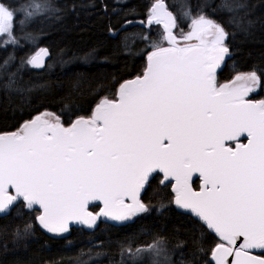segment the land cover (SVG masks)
I'll return each mask as SVG.
<instances>
[{
    "label": "snow or ice",
    "instance_id": "obj_1",
    "mask_svg": "<svg viewBox=\"0 0 264 264\" xmlns=\"http://www.w3.org/2000/svg\"><path fill=\"white\" fill-rule=\"evenodd\" d=\"M221 8L233 11L225 4ZM43 9L38 2L26 6L20 24ZM180 15L191 21L181 38L198 43L180 46L172 31L178 27L177 15L157 0L148 23L163 24L165 34L152 43L144 74L122 84L118 99L105 97L90 118L65 127L46 113L17 133L0 135V215L22 201L29 211L39 206L36 220L44 229L63 233L70 221L93 226L97 215L88 205L102 201L99 216L126 221L148 211L140 192L159 170L175 181L173 202L222 241L211 250L213 264H264V255L252 254L264 252V100L245 99L254 90L247 84L217 86L216 70L228 52L225 29L203 11L192 15L187 4ZM15 21L16 10L0 2V35L6 36L0 48L19 45ZM165 40L170 47L163 46ZM42 54L46 50L22 58L21 66L43 67ZM12 60L0 61L2 88L9 92L19 90V69L9 70ZM246 80L258 83L255 72ZM227 141L237 143L226 146ZM194 173L202 182L199 191L192 187ZM31 230L32 224L25 223L15 234L22 237ZM184 243L178 240L175 249ZM124 251L136 257L148 254L151 264H162L161 257L165 264L169 260L160 236ZM179 264L194 261L181 259Z\"/></svg>",
    "mask_w": 264,
    "mask_h": 264
},
{
    "label": "trees",
    "instance_id": "obj_2",
    "mask_svg": "<svg viewBox=\"0 0 264 264\" xmlns=\"http://www.w3.org/2000/svg\"><path fill=\"white\" fill-rule=\"evenodd\" d=\"M155 1L0 0L16 10L14 34L19 40V45L0 48V61L12 56L9 70L19 69L18 91L3 90L0 78V134L15 132L44 113L54 114L63 126H69L80 117L88 118L105 97L115 99L122 82L141 76L152 43L161 41L163 30L159 24L146 28L138 23L146 22ZM33 2L44 5L42 14L22 26V9ZM164 2L177 15V29L185 31L191 23L180 15L185 4L190 5L192 15L203 11L219 23L227 33L226 45L231 53L218 74L219 80L255 72L259 86L252 97L264 100V0ZM222 4L233 11L222 9ZM3 39L6 36L0 35ZM43 48L50 58L41 71L27 64L21 66L22 58ZM192 186L197 189L198 181ZM172 199L170 185L162 186L157 174L141 197L147 212L124 225L99 222L92 231L72 229L62 237L45 233L36 223L38 212L27 211L22 202L16 203L0 218V264H151L148 254L136 257L124 250L131 247L135 251L157 236L164 239L169 256L166 264H179L181 259L212 264L211 250L219 240L199 220L176 210ZM90 210L96 213L98 207ZM25 223H31L32 230L18 237L16 227ZM178 240L185 242L183 249H175ZM198 247L203 251L198 252ZM160 260L165 264L163 257Z\"/></svg>",
    "mask_w": 264,
    "mask_h": 264
},
{
    "label": "water",
    "instance_id": "obj_3",
    "mask_svg": "<svg viewBox=\"0 0 264 264\" xmlns=\"http://www.w3.org/2000/svg\"><path fill=\"white\" fill-rule=\"evenodd\" d=\"M156 2H157V0L152 4L151 8L149 9V13H150V10L153 8V6H154V4H155ZM162 2L165 4L164 0H162ZM165 6H166V4H165ZM167 10H168V9H167ZM149 17H150V16H149ZM149 17L147 18V20H146V22H145L144 24L141 23V22H138V23L141 24V25H144L146 28H148L150 25H154V24H156V23L149 24V23H148ZM159 25L161 26V28H162V30H163V35H164V34H165V32H164V25H163V24H159ZM124 27H125V26H123V27L121 28V30L124 29ZM174 30H175V28H174L172 31L174 32ZM207 39H208L209 42H210L211 39H212V37L209 36ZM177 40H178L180 46H184L186 43H198V41H195V40H193V41H191V42H187V41H184L182 38H177ZM226 41H227V35H226V38H225V40H224V46H225V47H227V45H226ZM164 43H165L164 47H170V45L168 44V42H167L166 40L164 41ZM227 48H228V47H227ZM43 49L46 50V54H42V59H43L44 66H45V64L48 62V60H49V58H50V55H49V52H48V50H47L46 48H43ZM37 54H41V50H40L39 52H37L36 54H34V55H37ZM230 58H231V53L229 52V49H228V52L224 55V59H223V61H221V63H220V67H218L217 70H216V77H217L218 72L222 69V67H223V65H224V63H225V61H226V60H229ZM147 64H148V55L146 56V60H145V68H144V71H143V73L141 74V76L144 74V72H145V70H146V67H147ZM44 66L41 67V68H34V67H33V68H34L35 70H37V71H41V70L44 68ZM247 74H249V73H239L238 75L236 74L231 80H229L228 82H223V83H221V84L229 83V84H235L236 86H240V85H245V84H247V86L253 87L254 90H253L252 92H250V93L245 97V99H247V100H252L251 97L257 92V88H258V86H259V77L257 76V77H258V83H257L256 85H252L250 81H247V80H246V76H247ZM237 76H240V77H241V80L237 81V80L235 79ZM137 77H138V76H137ZM135 78H136V77H134L133 79L126 80V81H132V80H134ZM126 81L122 82V83L119 85V87H118V89H117V91H116L115 99H113V100L118 99V90L120 89L121 85L124 84ZM221 84H219V85H221ZM219 85H218V86H219ZM251 94H252V95H251ZM252 101H259V100H252ZM101 102H102V101H100L99 104H100ZM97 105H98V104H97ZM97 105H96V106H97ZM96 106L93 108V110H92V112H91V115H90L88 118H90V117L93 115V112H94ZM44 114H46V113H44ZM40 115H41V114H40ZM40 115H37V116H40ZM37 116L33 117L30 121H32L33 119H35ZM53 117L55 118L53 121H55L57 117L54 116V115H53ZM88 118H85V119H88ZM75 121H76V120H75ZM75 121H73L72 123H74ZM59 122H60V120H59ZM25 123H26V122H25ZM25 123H24V124H25ZM72 123H71V124H72ZM24 124H23V125H24ZM23 125H22L17 131H15V132H8V133L0 134V135L17 133V132H19V131L22 130ZM69 126H70V125H69ZM69 126H65V127H69ZM240 141H242V142H244V143L247 142L246 139H245L244 137H241V138H240ZM236 143H237V141H227V142H226V146H228V145H232V146L234 147ZM156 174L160 175V177H161V181H162V180L164 181V183H161L162 186L170 185V190H171V192H172V194H173V199H172V202H173V201H174V198H175V191H174V188H173V185L175 184V181H174V179H172V178H165L164 174H163L162 172H160L159 170H157L156 172H153L152 174H150L149 180L146 182L145 187H144V188L141 190V192H140V196H139L140 200H141V197H142L143 194H144V191L146 190V188H147V186H148V183H149L150 180L153 178V176L156 175ZM195 181H198V188H197V189H194V188H193V189L196 190V191H199L200 188H201V184H202V182H201V180H200V178H199V174H198V173H194V174H193V181H192V184H193ZM192 187H193V186H192ZM9 194H11V195H15V190L10 188V189H9ZM21 202H22V201H21ZM125 202H126V203H131V201H130L129 199H127V198H125ZM141 202H142V201H141ZM22 203H23V202H22ZM95 206L98 207V211H97L96 213H93L90 209H91L92 207H95ZM173 206H174V208H175L176 210H178V211H180V212H183V213H185V214H187V215H189V216H191V217H193V218L199 220V221H200V222H201V223H202V224L208 229L209 232H211L212 234L215 235V237L217 238V240H219L220 243L222 242V241H220V239L218 238L217 234H216L214 231H212L211 229H209V228H208V227H207V226H206V225H205V224H204L199 218H197L196 216H194L189 210H186V209H183V208L178 207L174 202H173ZM12 208H13V206L11 207V209H12ZM102 208H103V202H102V201H91V202L89 203V205H88V209H87V210H88L89 212L93 213L94 215H97L96 223H95L93 226H91V227H89L88 225L82 224V223H80V222H77V221H70L69 224H68V230H67L66 232H63V233H51V232H48L46 229H44V228L39 224V222H38L37 220H36V223H37V225L39 226V228H40L41 230H43L45 233H47V234H49V235H52V236H56V237H62V236L67 235L72 229H79V228H82V229L87 230V231H92V230L95 228V226H96L99 222H106V223H109V224H111V225H113V226L124 225V224H126V223L131 222L135 217H137V216H139L140 214H142V213H138L137 215H135V216L129 218V219L126 220V221H119V222H118V221H114V220H111V219L105 218V217H103V216H99L98 214H99V212H100V210H101ZM11 209H10V210H11ZM26 210L29 211L28 209H26ZM31 211H37V212H38L37 215L40 214L39 206H35ZM8 213H9V212H8ZM8 213H7V214H8ZM7 214L0 215V218L6 216ZM262 253H264V252H262L261 250H254V251L252 252V254H254V255H262ZM229 259L231 260L232 258L230 257ZM210 261L212 262V255H210ZM212 264H213V262H212Z\"/></svg>",
    "mask_w": 264,
    "mask_h": 264
},
{
    "label": "flooded vegetation",
    "instance_id": "obj_4",
    "mask_svg": "<svg viewBox=\"0 0 264 264\" xmlns=\"http://www.w3.org/2000/svg\"><path fill=\"white\" fill-rule=\"evenodd\" d=\"M175 30H177V28H175ZM175 30H174V31H175ZM187 30H189V28H188ZM187 30L184 31V30H180V29H179L178 31L185 33ZM227 62H228V60L225 61V63H224V65H223L222 69L226 66ZM222 69H221V70H222ZM221 70L218 72V74L221 72ZM218 74H217V77H216V83H217V86H218L219 84L223 83V82H228V81H229V80H228V81H220L219 78H218ZM237 75H238V74H237ZM234 76H235V75H234ZM234 76H233V77H234ZM233 77H232V78H233ZM251 95H252V94H251ZM251 99H252V100H256V99H253V97H251ZM156 175H157V174H156ZM154 176H155V175H154ZM154 176H153V177H154ZM159 176H160V175H159ZM36 212H37V211H36ZM37 214H38V213H37Z\"/></svg>",
    "mask_w": 264,
    "mask_h": 264
},
{
    "label": "rangeland",
    "instance_id": "obj_5",
    "mask_svg": "<svg viewBox=\"0 0 264 264\" xmlns=\"http://www.w3.org/2000/svg\"><path fill=\"white\" fill-rule=\"evenodd\" d=\"M183 19H184V21L185 22H188V21H190L188 18H184L183 17ZM27 24H25V26H26ZM179 29H177V30H175L174 32H173V34L174 35H176L177 36V38H181V32L180 31H178ZM190 30V29H189ZM189 30H187L185 33H187ZM50 119H52V120H54L55 118L52 116V117H50Z\"/></svg>",
    "mask_w": 264,
    "mask_h": 264
}]
</instances>
